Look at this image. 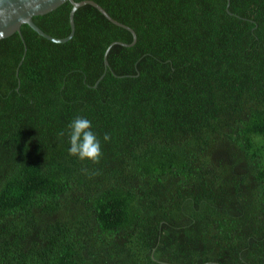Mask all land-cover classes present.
<instances>
[{"label": "trees", "instance_id": "1", "mask_svg": "<svg viewBox=\"0 0 264 264\" xmlns=\"http://www.w3.org/2000/svg\"><path fill=\"white\" fill-rule=\"evenodd\" d=\"M91 1L107 69L89 5L0 40V264H264V0Z\"/></svg>", "mask_w": 264, "mask_h": 264}, {"label": "water", "instance_id": "2", "mask_svg": "<svg viewBox=\"0 0 264 264\" xmlns=\"http://www.w3.org/2000/svg\"><path fill=\"white\" fill-rule=\"evenodd\" d=\"M66 2H68L71 6L69 16H68L70 34L67 37L61 38V39L51 37L47 35L46 33H44L40 28H38L34 24L33 22L34 17L46 15L54 11L55 9H57L59 6H61L63 3H66ZM85 5L92 6L102 16H104V18L107 19L110 23L129 31L132 36V42L130 44H125L121 42H113L107 47L103 55V64H104L105 69H107V66H108L107 55H108L110 48L115 44L121 45L123 47L133 46L136 43V35H135V32L131 28L114 20L100 5H98L96 2L91 1V0H83L80 2H75L74 0H0V40L5 39L17 33L20 36V39L22 40L23 47H24L22 60L26 54V46L24 44L21 31H20L23 25H27L36 34L46 39L47 41H50L53 43H59V44L65 43L69 41L74 35L75 27H74L73 16H74L75 11ZM22 60L19 62V66L22 63ZM104 75H105V71L100 76V78L98 79L94 87H96L97 83L103 78Z\"/></svg>", "mask_w": 264, "mask_h": 264}, {"label": "clouds", "instance_id": "3", "mask_svg": "<svg viewBox=\"0 0 264 264\" xmlns=\"http://www.w3.org/2000/svg\"><path fill=\"white\" fill-rule=\"evenodd\" d=\"M91 121L85 117H76L68 125V136L70 147L68 154L75 156L81 161L89 160L98 163L101 156L100 141L91 130ZM61 136L64 132L60 133ZM104 141L110 140V136L105 134Z\"/></svg>", "mask_w": 264, "mask_h": 264}]
</instances>
